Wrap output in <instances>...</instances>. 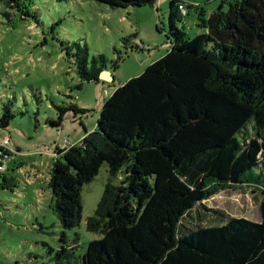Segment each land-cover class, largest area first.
I'll use <instances>...</instances> for the list:
<instances>
[{
  "label": "trees",
  "instance_id": "obj_1",
  "mask_svg": "<svg viewBox=\"0 0 264 264\" xmlns=\"http://www.w3.org/2000/svg\"><path fill=\"white\" fill-rule=\"evenodd\" d=\"M95 1L126 8L156 0ZM0 2L5 16L22 7ZM178 3L169 1V50L115 87L92 131L54 148L48 187L64 228L79 223L82 185L104 162L111 178L122 172L86 220L101 237L88 243L81 264H264V0H227L193 36L177 27ZM75 45L66 54L79 78L97 81L106 57L89 61L87 47ZM56 108L57 118L46 121L52 126L68 110L84 111ZM12 117L4 105L0 131ZM242 184L262 193L261 221L215 211L218 223L183 222L214 189Z\"/></svg>",
  "mask_w": 264,
  "mask_h": 264
},
{
  "label": "rangeland",
  "instance_id": "obj_2",
  "mask_svg": "<svg viewBox=\"0 0 264 264\" xmlns=\"http://www.w3.org/2000/svg\"><path fill=\"white\" fill-rule=\"evenodd\" d=\"M169 1L122 8L95 0H21V9H9V16L0 2V115L6 104L13 114L7 130L0 131V140L8 136L11 148L0 173V264H81L88 243L101 237L86 229V220L105 184H117L121 171L111 178L104 162L82 185L81 218L71 228H64L53 211L48 187L54 148L77 143L74 136L88 125L92 131L112 93L105 89L109 82L102 88L79 78L66 46L72 52L76 43L87 47L89 61L104 54L114 77L109 89H114L169 50ZM183 1L194 6L177 27L190 36L203 32L201 18L228 7L227 0ZM69 104L84 111H66L59 126L46 123L57 118L56 106ZM262 196L245 184L220 187L196 203L183 222L218 223L223 218L215 211L261 221Z\"/></svg>",
  "mask_w": 264,
  "mask_h": 264
},
{
  "label": "built area",
  "instance_id": "obj_3",
  "mask_svg": "<svg viewBox=\"0 0 264 264\" xmlns=\"http://www.w3.org/2000/svg\"><path fill=\"white\" fill-rule=\"evenodd\" d=\"M186 3H178L179 12L184 16L187 14V7ZM11 153V148L9 147V137L3 136L2 140L0 141V173L6 170L5 167V157Z\"/></svg>",
  "mask_w": 264,
  "mask_h": 264
},
{
  "label": "crops",
  "instance_id": "obj_4",
  "mask_svg": "<svg viewBox=\"0 0 264 264\" xmlns=\"http://www.w3.org/2000/svg\"><path fill=\"white\" fill-rule=\"evenodd\" d=\"M181 1H183V0H181ZM183 3H186V2H184L183 1ZM155 4V3H154ZM190 3H186V5H189ZM156 5H158V3H156ZM187 15V14H186ZM204 31V30H203ZM109 70V69H108ZM112 72V71H111ZM114 74V73H113ZM114 81V77H113V80L111 81V82H113ZM97 83H99V85L102 87V88H104L105 86H106V84L105 83H102L101 81H99V80H97L96 81ZM106 87H108V88H105L106 89V92H108V93H111L114 89H109L110 87H111V85H110V82H109V84H107V86ZM93 126V125H92ZM92 126L91 125H88V127H86V128H84V130H85V132H89L91 129H92ZM85 132L82 134L81 132L80 133H78L77 132V134L74 136L75 137V139H74V142H78L79 140H81L83 137H84V135H85ZM3 136H6V135H3ZM2 136V137H3ZM72 144V143H71ZM74 144V143H73ZM53 152H54V150H53Z\"/></svg>",
  "mask_w": 264,
  "mask_h": 264
},
{
  "label": "water",
  "instance_id": "obj_5",
  "mask_svg": "<svg viewBox=\"0 0 264 264\" xmlns=\"http://www.w3.org/2000/svg\"><path fill=\"white\" fill-rule=\"evenodd\" d=\"M109 68H104L100 71L98 75V80L102 83L111 82L113 80L112 72Z\"/></svg>",
  "mask_w": 264,
  "mask_h": 264
}]
</instances>
